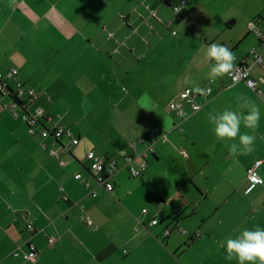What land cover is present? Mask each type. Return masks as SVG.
<instances>
[{
	"label": "crops",
	"instance_id": "1",
	"mask_svg": "<svg viewBox=\"0 0 264 264\" xmlns=\"http://www.w3.org/2000/svg\"><path fill=\"white\" fill-rule=\"evenodd\" d=\"M179 1L0 0V74L6 76L17 70V80L35 92L26 110L18 107L14 115L10 110L15 99L0 93V264H238L225 259L223 241L256 225L264 228L261 65L251 69L257 88L262 90L259 95L244 84L233 86L227 75L214 82L208 80L213 62L204 55L200 67L181 76L173 73L169 82L174 97L167 108L185 89L212 87V92L201 99L205 100L203 107L193 117L178 123L172 112L164 108L144 114L138 123L129 120L128 126L126 117H118V123L124 124L118 137L129 161L133 154L139 157L135 162L140 161L141 155L147 159L152 155L154 165H164L165 176L169 171L175 172L171 182L166 179V190L156 187L161 178L158 174L136 181V185L148 186L146 202L135 206V211L131 205L138 199L131 188H126L125 178L115 173L110 178L114 190L107 192L89 172L87 154L99 153L83 128L84 116L74 133L65 123L73 138L79 140L71 149L66 135L59 141L41 136L44 129L53 131L62 121L47 112L53 102L73 97L86 82H92L89 76L98 70L101 75L104 70L111 72L110 67L116 62L122 68L123 61L129 59L127 55H136L145 43L142 29L155 30L156 20L165 25L161 15L165 20L169 17L164 16V6L171 9ZM187 6L190 5L181 11ZM257 21L264 32V13ZM247 35L249 31H244L235 41L237 49L234 45L228 48L249 64L253 50L264 59L258 36L243 47L242 38ZM125 47L131 53L122 52ZM185 78L190 81L188 84L183 83ZM6 81L14 91L15 82L8 78ZM95 82L96 86L90 87L92 92L113 88L105 78ZM130 90L126 97L136 88L130 86ZM240 95L256 104L260 120L254 131L241 125V133L256 137L254 150L233 156L228 146L238 143V138L218 140L207 115L213 110H236ZM21 99L27 101L28 95ZM39 108L44 115L39 117L36 133L31 134L23 116ZM150 131L157 137L154 154L147 151L150 142H140ZM99 156L111 161L110 156ZM258 161L261 166L257 172L263 183L249 190V174ZM149 167L151 164L145 170ZM79 174L81 179L76 180ZM154 182L155 191H150L149 184ZM160 198L165 203L162 209L154 210V202ZM147 207L148 214L143 215ZM152 218L159 220L158 226L150 225ZM185 219L190 221L184 222ZM29 223L35 228L33 233L27 228ZM166 230L171 231L170 235L165 236ZM105 231L109 235L102 233ZM28 244L38 251L36 261L25 257L30 251Z\"/></svg>",
	"mask_w": 264,
	"mask_h": 264
},
{
	"label": "rangeland",
	"instance_id": "2",
	"mask_svg": "<svg viewBox=\"0 0 264 264\" xmlns=\"http://www.w3.org/2000/svg\"><path fill=\"white\" fill-rule=\"evenodd\" d=\"M180 1H186L190 6H187L185 11L182 10L179 15L173 11V7L170 9L168 6H164V16L169 18L165 20V17L161 15L165 22H173L174 27L170 29L157 20L153 21L156 22V25L153 23L155 30H151L149 27L142 29L141 35L145 37V43L141 44L142 47L140 46L136 55H127L129 59L123 61L122 68H118L116 62L110 67L111 72L104 70L101 75V70H98L96 73H92L89 76L92 79L91 83L86 82L80 92L73 97L64 98L61 103L53 102L47 111L55 120L64 121H58V124L69 125L73 133L75 132L74 128L78 126V123L80 124V120L84 116L83 128L92 138L97 152L99 155L110 156L111 160H116L117 176L125 178L126 188H131L132 195L138 199L135 205H131L132 211L136 210L135 206L146 202L147 199L146 186L148 185H136V181L151 176L155 177L154 174H158L161 178L156 181L159 182L156 187H163L166 190V179L171 182L175 172L169 171L165 176L164 165H154L152 155L148 157L149 161L144 154L141 155L140 161L135 162V158L139 157H137L138 154H133L129 158L132 160L129 161L125 156L126 151L123 149L124 143L122 144L118 137V130L124 131V124L118 123V117H126L128 126L131 121L138 123L144 114H150L153 110L164 108L167 111L168 102L174 97V90L169 86L172 74L181 76L185 72L191 73L200 67L201 58L212 43H220L227 47L234 45V49H237L238 45L235 41L241 37L244 31H249L250 22L258 20L260 14L264 13V0ZM247 36L249 37L242 38L245 42L243 47L252 38L257 39V35L250 31ZM141 40L143 41V38ZM122 52L131 53L126 47ZM129 71L128 75L124 74ZM104 78L107 83L113 84L112 89L99 92L90 91L91 86H96L95 80ZM116 79L120 81V85ZM126 83L128 84L126 85ZM129 84L136 90L126 97L131 92ZM207 88L212 90L209 85L201 89ZM205 97L197 100L202 104L201 108L205 101L201 99ZM186 107L188 108L187 112L190 116L192 115L191 117L199 111L195 112L188 106ZM10 111L13 115L15 114L12 110ZM171 116L177 118L178 123L181 122L176 114L172 113ZM129 120L131 121L129 122ZM178 123L177 126L180 125ZM24 124L26 123L24 122ZM150 164L151 167L146 171L145 169ZM131 168L139 171L140 174L134 176ZM151 169L153 171L149 174ZM156 182L149 184L150 191H155ZM154 203V206H157L154 210H160L165 202L160 198ZM187 205H190L189 202ZM147 210H149L148 207ZM189 221L188 219L184 220V222ZM102 233L109 235L106 231Z\"/></svg>",
	"mask_w": 264,
	"mask_h": 264
},
{
	"label": "built area",
	"instance_id": "3",
	"mask_svg": "<svg viewBox=\"0 0 264 264\" xmlns=\"http://www.w3.org/2000/svg\"><path fill=\"white\" fill-rule=\"evenodd\" d=\"M186 1H182L179 5H173V11L175 12L176 7H183L186 5ZM176 13V12H175ZM179 15V13H176ZM166 27L171 28L173 26V22L167 21ZM250 31L258 35L264 40V33L263 31L258 27L257 23H252L250 25ZM263 47H264V41H263ZM254 61L255 64H260L264 68V59L261 55L254 53ZM250 66L246 64L245 62H238L235 58L234 61V68L230 74H228V77L230 78V81L233 86H236L239 83H244L248 88L252 89L253 91L257 92L259 95L262 94V90L257 88L258 82L254 80L251 77L250 73ZM17 70H11L8 75L0 74V93L1 94H9L15 99V103L11 106V110L16 114L15 110L20 107L26 110V106L28 102H31L35 98V92L32 89H26L24 84L17 80ZM6 78L12 79L15 82V90L9 88L8 82L6 81ZM203 92H196L192 89H185L183 92L180 93L177 99L172 100L169 104V111L176 114L181 121L187 120L190 117V114L187 112L188 106L190 109L194 110L195 112L201 109L202 104L199 103L197 100L201 97H205L209 95L212 90L210 88L203 89ZM27 94L28 99L27 101H23L21 97L23 95ZM20 102V104L18 103ZM26 112V111H25ZM44 115L42 109H36L34 113L30 114L26 112L23 116L24 122L27 124L29 128V132L31 134H35L37 131V127L41 123L39 120V117H42ZM67 136L70 138L71 142L68 146L69 149L73 148L74 146H77L79 144V140L76 138H73L70 130L66 129L65 124L61 123L58 124V126L53 130H46L44 129L41 132L42 138H48L49 136L54 137L56 141H59L63 136ZM154 134H150V139H154ZM141 143H145V140L142 139L140 141ZM45 147V145H43ZM147 151L153 152L154 146L151 143L147 147ZM53 153L57 154L56 151H53ZM87 160L90 162L89 172L92 174V176L96 179L98 182V185L100 187H103L107 192H112L114 190L113 184L110 182V178L116 173L117 165L115 160L111 161H104L99 155H97L95 152L91 151L87 154ZM261 162L258 161L255 163L254 168L250 171L249 174V181L251 182V187L249 190L254 188L256 185L262 184L261 178L258 176L257 169L260 167ZM131 172L134 176H138L140 173L139 171L135 170L134 168H131ZM76 180L81 179V175H77L75 177ZM88 186L89 183H86ZM92 194L96 196V192L93 191ZM143 215L148 214V210L144 209L142 211ZM88 223H90V220H87ZM159 224V220L157 218H152L150 221L151 226H157ZM28 230L33 233L35 231V228L32 223H29L27 225ZM165 236L170 235V231L166 230L164 232ZM30 251L25 256L26 259L36 261L38 257V251L35 248L34 245L28 244ZM16 256H18L16 254Z\"/></svg>",
	"mask_w": 264,
	"mask_h": 264
},
{
	"label": "clouds",
	"instance_id": "4",
	"mask_svg": "<svg viewBox=\"0 0 264 264\" xmlns=\"http://www.w3.org/2000/svg\"><path fill=\"white\" fill-rule=\"evenodd\" d=\"M181 7H176L179 13ZM205 58L211 61L207 79L215 81L217 78L228 75L234 68V53L220 43L210 44L205 52ZM190 81L185 78L183 83ZM126 91V89H123ZM196 92L204 90L195 87ZM237 108H225L222 112L213 110L208 113L207 119L213 125V133L218 140H232L238 138V143H231L229 154L236 156L249 154L254 150L256 137L248 132L241 133V125L247 129L255 130L260 120V110L256 104L244 95L237 98ZM222 247L226 250L225 259L236 260L238 264H264V228L259 225L252 229H244L239 235L227 237Z\"/></svg>",
	"mask_w": 264,
	"mask_h": 264
},
{
	"label": "trees",
	"instance_id": "5",
	"mask_svg": "<svg viewBox=\"0 0 264 264\" xmlns=\"http://www.w3.org/2000/svg\"><path fill=\"white\" fill-rule=\"evenodd\" d=\"M187 4V3H186ZM174 5V4H173ZM173 5H172V7H173ZM179 5V4H178ZM252 23H257L258 24V27L260 28V26H259V22L256 20V21H253ZM251 23V24H252ZM251 24H249V31H250V25ZM261 29V28H260ZM251 33H253L252 31H250ZM264 33V32H263ZM255 34V33H254ZM258 36V35H257ZM258 38H259V43H260V45H261V47L264 49V47H263V39L261 38V37H259L258 36ZM254 53H257V54H259V55H261L257 50H253L252 51V54H251V57H252V63L251 64H249L248 62H247V60H239L237 57H235L236 58V60L238 61V62H245L246 64H248L251 68H250V73H251V69H252V67L254 66V65H260V64H255V61H254ZM251 77L253 78V76H252V73H251ZM254 80H256L255 78H253ZM257 81V80H256ZM239 84H244V83H239ZM239 84H237V85H239ZM245 85V84H244ZM247 87V86H246ZM248 88V87H247ZM250 89V88H249ZM252 90V89H251ZM19 104H20V102H18ZM168 109H169V106H168ZM170 112V111H169ZM171 113V112H170ZM154 134V136H155V138L154 139H150V134ZM142 139H144L145 140V143H147V142H150V143H152L153 144V142L154 141H156L157 140V137H156V134L153 132V131H150L149 133H147L146 135H144V136H142L141 137V140ZM152 153V152H151ZM261 166V165H260ZM258 170V169H257ZM258 173V172H257ZM259 176V175H258ZM263 183V182H262ZM260 185V184H259ZM257 186V185H256ZM158 226V225H157ZM170 231V230H169ZM170 233H171V231H170ZM198 237V236H197Z\"/></svg>",
	"mask_w": 264,
	"mask_h": 264
}]
</instances>
